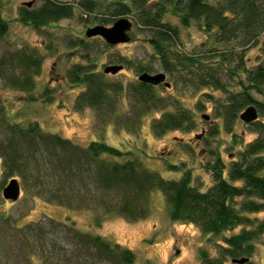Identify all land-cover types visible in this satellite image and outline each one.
<instances>
[{"label":"trees","instance_id":"trees-1","mask_svg":"<svg viewBox=\"0 0 264 264\" xmlns=\"http://www.w3.org/2000/svg\"><path fill=\"white\" fill-rule=\"evenodd\" d=\"M78 5L88 11L95 8L92 0H79ZM2 6L3 0H0V39L7 32ZM73 9L68 2L42 0L34 7H20L17 20L38 29L72 16ZM129 13L147 30V42L157 65L165 71H159L166 75L165 81H168L167 74L175 75L179 68L187 67L193 69L192 80L197 85L211 84L225 89V80L219 77V73L223 72L227 75L225 79L231 80L234 75L238 89L227 90L225 101L215 106V115L221 117L223 129L232 132L243 109L254 105L258 117L246 125L257 135L243 144L241 151H237V158H230L228 163L218 152L210 151L211 158L205 168L210 174L211 185L202 191L191 185L188 171L177 180L162 178L143 168L129 152L102 140H91L86 146H79L68 138L43 131L36 121L27 125L12 122L0 106L3 177L16 178L32 197L46 203L91 211L96 226L114 215L128 221L145 218L149 213V194L158 189L163 194L170 220L185 221L198 227L202 233L213 234L233 231L238 226L250 227L223 236L215 256L200 249L199 264H255L249 261V257L256 241L264 240V218H250L248 214L264 212V104L254 99L249 90L258 89L259 92L264 84V67L258 64L248 68L234 62L236 58L241 60L242 52L253 46L264 33V0H128L114 4L113 15ZM167 13L177 16L183 26L198 22L201 30L212 35L215 42L228 45L213 56L211 63L206 60L209 56L180 52L176 48L178 27L162 21ZM98 22L107 25L110 20L102 17ZM94 37L99 40L97 46L89 42L88 37L77 39L76 44L70 42L87 58L84 62L72 64L66 70V79L70 84L83 86L74 100V107L93 110L97 131L101 132L107 122H112L116 130L124 129L136 135L144 115L155 110L164 111L170 104L174 105L175 111H165L152 119L154 135L160 136L171 129L189 131L195 127L194 111L185 108L178 99L168 101L158 96L154 91L156 85L137 78L125 88L121 80L103 71L105 66L98 70L95 55L89 54H93L92 51L98 53V47L106 49L111 46L101 37ZM42 59L36 52L24 49L2 53L0 79L7 87L30 92L36 86L35 78L40 73ZM112 60L129 61L122 57ZM152 67L150 64L145 69ZM240 69L244 78L238 77ZM143 72L159 73L141 71L137 77ZM124 93L127 106L123 110L121 96ZM40 94L45 101L52 100L48 87H44ZM27 98L34 99L32 96ZM195 107L200 106L197 103ZM218 132L219 126L213 124L208 127L207 136L213 137ZM169 168L177 166L169 165ZM31 257L42 264H134L135 261L130 249L83 231L70 220L43 218L18 226L15 221L2 217L0 264H19L21 260L30 264ZM239 258L248 260L232 262V259Z\"/></svg>","mask_w":264,"mask_h":264},{"label":"rangeland","instance_id":"rangeland-1","mask_svg":"<svg viewBox=\"0 0 264 264\" xmlns=\"http://www.w3.org/2000/svg\"><path fill=\"white\" fill-rule=\"evenodd\" d=\"M73 6V14L67 18L48 23L41 28L21 24L17 20L18 9L29 2V7L39 5L42 0H3L2 16L7 23V32L0 39V54L12 53L18 49L26 52H36L42 56V66L36 79L34 90L25 92L5 86L0 79V106L12 122L27 125L36 121L45 132L56 133L68 138L74 144L86 146L91 140H102L106 144L119 150L129 152L137 158L143 168L156 172L162 178L177 180L186 171L190 173L191 185L205 191L211 185V177L205 165L210 160V151L218 152L224 162L230 158H237V151H241L243 144L253 139L257 133L253 132L245 122L236 120L232 132H226L221 126V117L215 115L219 103H223L228 95L227 90H237L236 77L225 79L227 75L219 73L225 80V89H219L211 84L197 85L192 80V68L181 67L175 75L167 74L170 87L156 85L154 91L158 96L168 101H179L185 108L194 111L195 127L189 131L171 129L162 135L156 136L151 129V121L165 111H175L170 104L164 111H151L144 115L140 131L134 135L124 129L116 130L112 122H107L99 132L95 129L94 113L91 108L76 109L74 100L83 89L82 85L70 84L66 79V70L74 63L84 62L86 54L76 44L77 39H86L85 30L96 24L105 26L118 17H127L132 22L128 42L119 43L106 49L97 48L96 68L102 69L106 65L121 64L122 69L112 78L122 81L126 88L127 83L137 81L141 71L165 72L153 58V50L147 42L148 32L136 23L132 13L113 15L114 4L128 0H92L95 3L93 11H88L78 5L79 0H59ZM107 18L110 23L102 24L99 18ZM162 21L178 27L179 38L176 48L186 54L206 55L211 63L213 56L226 47V43L215 42L212 35L201 30L198 22H191L183 26L177 16L165 14ZM100 39V38H99ZM89 42L97 46V37L88 38ZM101 40V39H100ZM264 33L257 42L242 52L241 60L235 64L244 67H253L261 64L264 67ZM88 56V57H89ZM122 57L129 60L125 63L113 62V58ZM152 65V69L148 68ZM144 69V70H143ZM240 78L244 72L238 71ZM218 86V85H217ZM44 87L51 89L52 100L45 101L41 97ZM258 90V89H257ZM250 89L251 96L264 104V84L259 92ZM27 96L34 99L29 100ZM200 107H195L196 104ZM127 106L125 93L121 96V107ZM121 109V110H122ZM207 114V119L203 118ZM213 124L219 126V132L213 137L207 136L208 127ZM264 154V153H263ZM127 155V156H130ZM176 165L177 168H169ZM227 168V164H226ZM226 175V172L224 173ZM9 178L2 175L0 160V219L8 218L18 226L28 222L51 218L56 221H73L77 228L98 234L112 244H119L130 249L134 256V264H199V250L204 249L209 256H215L219 251L223 236L238 232V226L233 231H223L220 234L202 233L198 227L185 221H173L168 217V207L160 190H152L149 194V213L137 221H128L120 216L106 217L99 226L93 223V213L89 210H71L55 204L46 203L38 197H32L25 188L20 186V195L16 201L6 200L2 196V187ZM3 182V184H1ZM250 218H264V212L250 213ZM138 226L136 231L130 230ZM130 228V229H129ZM264 240L256 241V246L249 261L255 264H264ZM185 250V251H184ZM21 259H19L20 261ZM229 261V258L226 259ZM19 264H27L21 260ZM30 264H42L35 257H31ZM105 264V263H102Z\"/></svg>","mask_w":264,"mask_h":264},{"label":"water","instance_id":"water-1","mask_svg":"<svg viewBox=\"0 0 264 264\" xmlns=\"http://www.w3.org/2000/svg\"><path fill=\"white\" fill-rule=\"evenodd\" d=\"M29 5V2L26 3ZM132 29V22L127 17H119L112 22L111 25L105 26L96 24L92 27H88L85 30V37H101L107 44L113 46L119 43L128 42L130 39L129 31ZM122 69L120 65H107L103 68L105 73L115 74ZM138 80L150 83L152 85H158L160 83L165 87H170V83L165 81L166 75L162 72L155 74H148L146 72L141 73ZM207 115L203 114V118L207 119ZM258 117V112L254 105L247 106L239 114L240 120L245 123L252 122ZM20 195V183L16 178H11L2 188V196L6 200L16 201ZM248 258L232 259L233 263H243Z\"/></svg>","mask_w":264,"mask_h":264},{"label":"bare ground","instance_id":"bare-ground-1","mask_svg":"<svg viewBox=\"0 0 264 264\" xmlns=\"http://www.w3.org/2000/svg\"><path fill=\"white\" fill-rule=\"evenodd\" d=\"M138 228H139V227H138V226H136V227H134V228L132 227L131 229H130V228H129V229L135 232V231H136V229H138ZM136 232H137V231H136ZM184 251H185V250H184Z\"/></svg>","mask_w":264,"mask_h":264},{"label":"flooded vegetation","instance_id":"flooded-vegetation-1","mask_svg":"<svg viewBox=\"0 0 264 264\" xmlns=\"http://www.w3.org/2000/svg\"><path fill=\"white\" fill-rule=\"evenodd\" d=\"M264 45V44H263Z\"/></svg>","mask_w":264,"mask_h":264}]
</instances>
